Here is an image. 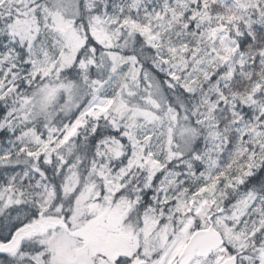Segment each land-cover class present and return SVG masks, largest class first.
Listing matches in <instances>:
<instances>
[{
    "label": "snow or ice",
    "instance_id": "obj_1",
    "mask_svg": "<svg viewBox=\"0 0 264 264\" xmlns=\"http://www.w3.org/2000/svg\"><path fill=\"white\" fill-rule=\"evenodd\" d=\"M0 264H264V0H0Z\"/></svg>",
    "mask_w": 264,
    "mask_h": 264
}]
</instances>
